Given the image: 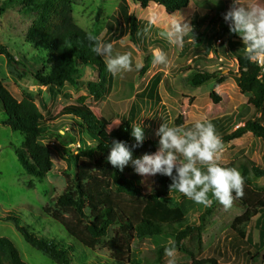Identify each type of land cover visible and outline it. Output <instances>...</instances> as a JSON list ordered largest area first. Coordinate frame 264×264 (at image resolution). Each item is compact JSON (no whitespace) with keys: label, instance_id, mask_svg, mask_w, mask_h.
<instances>
[{"label":"trees","instance_id":"16d2710c","mask_svg":"<svg viewBox=\"0 0 264 264\" xmlns=\"http://www.w3.org/2000/svg\"><path fill=\"white\" fill-rule=\"evenodd\" d=\"M143 8L151 5H161L170 14L187 8L190 0H132ZM224 0H216V10H224ZM74 0H4L0 5V15L17 6L26 14H36V19L27 30L26 42L38 53H41L42 64L37 71H29L42 86L49 90H62L67 85L78 88L80 84L86 86L89 94L99 100L110 95L113 89L114 76L106 70L105 60L93 51V43L89 36L98 38L101 42L113 43L123 37L122 29L118 28L119 18H122L130 31L132 40H138L139 21L130 14L128 0H121L117 11L107 21L108 38L100 39L97 35L81 27L74 17ZM208 17L200 15L197 10L191 18V33L194 40L187 46H194L196 53L216 52V41L228 42L229 51L238 62V71L195 69L188 81L193 87H201L215 79L219 84L233 76L240 91L248 96V104L264 115V72L258 62H250L246 58L245 45L238 34L230 32L229 25H222L215 29V19L207 22ZM207 22V23H206ZM206 23V24H205ZM205 25L204 29H202ZM119 31V32H118ZM119 33V34H117ZM164 38L157 36L149 43L154 47H161ZM202 47V48H201ZM146 62L141 68L140 75H145L152 67V53L146 50ZM0 55H5L10 66L25 64L16 61L15 56L4 45L0 44ZM28 61L35 62L36 54ZM200 57L196 55V58ZM93 76L87 82L80 81L85 73ZM24 75H27L25 72ZM165 74L159 72L151 79L148 87L137 95L140 103L135 102L123 119V126L114 133L109 141L100 137L107 128L105 120L87 110L68 112L73 117L69 119L72 126L67 144L76 143L77 129H83L92 141L79 139L78 153L69 156L68 167L72 177L67 187L55 199L54 207L44 206L45 214L51 220L59 223L70 237L64 240L58 237H45L37 234L31 226L22 223L16 213L9 214V220L16 223L17 228L25 240L33 247L42 251L58 264H100L101 260H90V256L102 246L109 252V258L103 264H134L133 243L148 237L169 235L174 238L176 251L191 256L190 264H221L216 257H201L204 249V233L210 225L211 208L203 212L200 223H190L187 218V208L184 202L175 197L176 189L171 188L172 179L169 176L156 174L155 187L148 193L144 192L131 165L123 171L114 168L107 156L111 151V142L118 139L127 142L132 148L133 155L139 157L144 154H155L160 149L157 139H147L139 147L132 136V124H135L142 107L150 103L159 106L162 97L159 86ZM148 97L146 103L144 97ZM215 104L223 101L216 92L211 93ZM0 103L3 109L5 123L14 132L24 135L22 149H16V154L25 171L34 177L45 178L54 167L51 147L46 143V137L51 128L45 121V113L50 114L45 100L40 104L31 97L16 99L4 85L0 78ZM71 121V122H70ZM72 123V124H71ZM176 127L184 125V118L180 116ZM187 131V130H186ZM252 133L256 138L264 141V123L254 118L245 120L244 125L234 131L219 135L223 147L232 141ZM222 147V148H223ZM181 161H178V163ZM224 167L238 169L245 179L244 195L235 197V203L244 209L236 216L230 227L229 236L234 245L245 249L250 264H264V185L259 180L264 178V169L247 158H238L224 165ZM176 174L175 168L173 175ZM256 218L260 230L259 241L254 249L248 244L252 241L247 231L248 225ZM107 241H106V240ZM156 248L153 258L148 264L162 263L165 247ZM0 264H28L21 256L19 249L8 237H0Z\"/></svg>","mask_w":264,"mask_h":264},{"label":"rangeland","instance_id":"374dc122","mask_svg":"<svg viewBox=\"0 0 264 264\" xmlns=\"http://www.w3.org/2000/svg\"><path fill=\"white\" fill-rule=\"evenodd\" d=\"M4 0H0V5ZM121 0H74V17L77 23L84 29L97 35L100 39L108 38L107 21L109 17L117 11ZM245 2H259V0H245ZM224 10H216V0H190L187 8L179 13L170 14L160 5H151L143 8L140 4L128 0L131 16L134 15L139 21L138 40L135 43L130 31L126 27L122 18H119L118 28L122 29L123 37L113 43V55L130 54L133 70L122 72L113 78V89L110 95L102 99H95L91 96L84 84L78 88L67 85L62 90H49L48 87L40 83L31 75V72L41 68V53L35 51L26 42V34L37 15L26 14L20 6L9 9L0 15V44L8 48L15 56V60L21 64H8L5 55H0V78L10 93L18 100L24 97H31L40 104V100H45L50 114L45 113V121L51 126L46 137V143L51 147L54 167L45 178L40 179L29 175L16 154V149H22L24 145V135L14 132L5 123L3 109L0 103V237H8L14 242L20 251L22 258L28 264H58L39 249L30 245L20 233L14 221L9 220V214L16 213L20 216L22 223L28 224L40 236L58 237L69 240L66 230L57 222L48 218L42 212L44 206L54 207L55 199L67 187L69 179L72 177L74 166L68 167L67 159L75 156L80 146L79 139H83L90 144L92 141L87 137L85 131L79 126L77 129V142L67 144L70 138L72 126L68 122L73 117L68 112L77 110H87L96 114L107 123L106 130L100 137L109 141L115 132L122 126V120L128 118L131 106L140 103L137 95L142 93L149 85L154 75L164 72L165 76L159 89L161 90L162 101L159 106H151L150 103L142 107L135 124L142 123L145 140L157 139L158 129L162 124L176 127V120L182 116L184 118V130H194L197 121H208L229 112L240 111L235 117V121L223 122L224 126L219 128V135L232 132L241 119H258L264 123V115L258 112L253 106L250 107L248 96L240 91L233 76L219 84L213 79L201 87H193L188 79L193 70L204 69L214 72L224 70L223 74L238 71V62L229 51L228 42L216 41V52H205L206 46H202L204 52L196 53L194 46H187L194 36L191 33V18L195 11L200 15L207 16L208 21L215 19L213 26L218 29L222 25H228L224 20V14L231 8L233 0H224ZM155 19L156 24L149 26V20ZM173 21L188 24V29L183 37L180 46H173L164 39L161 47L151 46L152 39L160 36V32L170 27ZM206 22V23H207ZM205 23V24H206ZM205 25H203V30ZM119 32V31H118ZM119 34V33H117ZM195 40L193 41V43ZM160 49L168 56L169 63L166 65H154L143 76L140 75L141 68L146 62L149 52ZM36 54V61H28ZM196 55L200 57L196 58ZM142 67L136 70L135 65ZM27 75H24V73ZM93 75L85 73L80 81L87 82ZM216 92L222 96L223 101L215 104L211 98V93ZM146 103L148 97H144ZM217 120V119H216ZM71 122V121H70ZM213 122V121H211ZM72 124V123H71ZM250 136V137H249ZM144 140V141H145ZM134 157H139L134 155ZM183 159V157H178ZM238 158L253 160L254 164L264 165V141L253 135H244L242 138L225 145L220 151L219 164L227 165ZM178 159V161H180ZM133 167V166H132ZM206 168V166H200ZM139 183L144 192L148 193L155 185V176L139 175ZM264 185V178L259 180ZM177 200L184 202L187 208V218L190 223L199 224L200 216L207 209L211 208L210 225L204 233V249L201 257H216L221 264H250L245 249L234 245L229 236V231L233 219L242 214L244 209L239 207L233 200L230 208H225L209 194L213 200L210 206L197 204L185 197L178 190L175 193ZM255 219L247 227L252 241L248 244L250 249L255 248L258 242V230L255 228ZM106 240V239H105ZM174 238L169 235L148 237L133 243L134 264H148L147 260L153 258L156 248L173 242ZM107 241V240H106ZM236 250H239L238 252ZM109 258V252L102 246L90 256V260H104ZM169 257L165 256L162 263L169 264ZM191 256L180 251H176V264H190Z\"/></svg>","mask_w":264,"mask_h":264},{"label":"clouds","instance_id":"9594fccd","mask_svg":"<svg viewBox=\"0 0 264 264\" xmlns=\"http://www.w3.org/2000/svg\"><path fill=\"white\" fill-rule=\"evenodd\" d=\"M224 20L228 23L230 32L242 38L246 58L250 62L260 64L259 60L264 57V0L254 3L233 0L231 8L224 14ZM155 24V19L149 20V26ZM187 29V23L173 21L169 28L159 34L170 45L180 46ZM89 40L93 43L92 51L105 60L106 70L110 74L116 76L133 70L130 54L114 56L111 43L105 44L94 36H89ZM152 56L154 65L169 63L167 54L160 49L154 50ZM260 65L264 72V65ZM135 67L139 70L142 65L136 64ZM193 127L194 130L186 131L183 127L162 124L157 132L160 137L159 151L140 157H134L132 148L127 142L114 139L111 142L107 161L120 171L131 165L135 173L141 176L156 174L169 176L172 179L170 187L195 203L210 206L213 203V200L209 198L211 194L215 201L225 208H230L234 200L233 194L235 197L244 195L245 179L238 169L224 167L218 163L223 141L217 134L214 124L211 121H197ZM131 134L136 140L135 146H141L145 140L142 123L132 124ZM178 159L181 162L178 163ZM200 166H206V168ZM174 168L175 175H173ZM169 245L165 247V255L170 258L169 264H176L175 245L171 241Z\"/></svg>","mask_w":264,"mask_h":264},{"label":"crops","instance_id":"0c3cea01","mask_svg":"<svg viewBox=\"0 0 264 264\" xmlns=\"http://www.w3.org/2000/svg\"><path fill=\"white\" fill-rule=\"evenodd\" d=\"M179 13V12H178ZM159 92H161V90L159 89ZM160 95H161V93H160ZM162 97V96H161ZM250 107H251V105H250ZM240 113V111H234L232 108H231V110H229V112H226V113H224V114H222L221 116H220V118H214L213 120H208V121H213L212 123L214 124V126H215V129H216V132H218V131H220L219 130V128L221 127V126H224L223 125V122H227V121H229V120H232V121H235L234 119H235V117L237 116V114H239ZM217 119V120H216ZM207 122V121H206ZM244 122H245V120L244 119H241V121H240V124H238V125H244ZM237 125V126H238ZM236 129V128H235ZM234 131V130H233ZM247 135H253L252 133H247ZM254 136V135H253ZM250 137V136H249ZM252 162L254 163V161L252 160ZM263 165H264V163H262ZM257 166H259L258 164H256ZM261 168H263L264 169V167L263 166H260ZM255 228L258 230V232H259V234H258V241H259V235H260V230H259V228H258V226H257V220L255 219ZM257 243V242H256ZM256 243H255V245H256ZM237 252L239 251V250H236Z\"/></svg>","mask_w":264,"mask_h":264},{"label":"built area","instance_id":"2783aa9c","mask_svg":"<svg viewBox=\"0 0 264 264\" xmlns=\"http://www.w3.org/2000/svg\"><path fill=\"white\" fill-rule=\"evenodd\" d=\"M260 64L264 65V57L259 60Z\"/></svg>","mask_w":264,"mask_h":264}]
</instances>
